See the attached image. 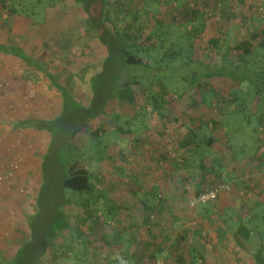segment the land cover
Returning a JSON list of instances; mask_svg holds the SVG:
<instances>
[{
    "label": "rangeland",
    "instance_id": "374dc122",
    "mask_svg": "<svg viewBox=\"0 0 264 264\" xmlns=\"http://www.w3.org/2000/svg\"><path fill=\"white\" fill-rule=\"evenodd\" d=\"M109 2L111 26L130 25L132 34L144 27L145 36H154L147 40L156 44L152 59L181 66L159 71L152 91L145 82L134 84L137 100L114 96L106 113L78 137L82 163L106 197L94 203L90 194L67 191L71 203L62 212L70 227L55 239L43 264H172L179 254L187 264H255L233 234L241 220L264 211V0ZM85 19L74 0H0V41L22 46L88 106L90 75L100 70L106 51ZM244 39L250 40L248 54L234 48L226 55ZM190 58L195 62L188 63ZM199 62L211 65L205 72L213 77L200 76ZM222 62L237 67L238 77H218L223 68L213 65ZM62 102L42 70L0 53V175L17 166L0 184L5 257L31 236L28 217L37 211L42 159L51 140L47 130L26 122L60 115ZM76 118L74 112L73 124ZM61 119L66 124L70 116ZM190 129L202 137L197 150L182 146ZM215 184L228 188L213 202L190 205L198 189ZM57 190L54 180L42 190L37 223L45 224L62 203ZM260 240L253 232L243 242L253 251ZM143 245L155 258L148 253L149 259L137 262L129 251Z\"/></svg>",
    "mask_w": 264,
    "mask_h": 264
},
{
    "label": "trees",
    "instance_id": "16d2710c",
    "mask_svg": "<svg viewBox=\"0 0 264 264\" xmlns=\"http://www.w3.org/2000/svg\"><path fill=\"white\" fill-rule=\"evenodd\" d=\"M74 1L81 5L86 15L85 25L87 31L96 34L106 51V56L100 70L94 71L90 75L92 101L88 106L81 104L73 95L71 89L59 81L56 74L46 68V65L34 57V55L26 52L22 46L9 45L0 41V53L14 55L29 65H33L42 70L60 92L63 100L60 115L51 119H34L33 121L29 120L26 122V125L28 124L37 129L47 130L51 137L49 147L42 159L43 184L37 196V211L28 217L31 230L30 238L18 246L12 257H5L0 254V264H43V259L48 255L49 250H52L55 239L65 228L70 227L66 213L62 212L66 204L71 203V199L67 195L68 190L72 191L73 194H90L94 198V203H97L101 197H106L102 189L97 190L94 182V174L82 163V158L85 153L77 143L78 137L89 128V122L92 119L106 113L108 103L114 96L120 100H129L131 102L137 100L138 97L133 89L134 84L145 82L147 89L152 91L153 82L162 76L159 74V71L165 68H179L181 66V64L163 65L164 59H160L159 64H157L155 62L156 60L152 59L153 57L149 55V51H153L156 48V44L152 45L147 43V40L152 39L154 36L153 34L145 36L143 32L144 27L137 28V32L132 34L128 31L130 25L122 29L117 26H111L110 10L108 8L111 4L109 2L110 0ZM18 12L19 9L17 7L12 8V14ZM251 38H254V36H251ZM156 40L162 46L165 44V40L159 38V36H157ZM213 41L214 43L218 42L217 39H213ZM234 48L240 51L241 54L244 53L246 55L250 52V40L244 39L241 43L232 47L230 46L226 51V55L230 54ZM191 59L188 63L195 62ZM198 64H200V67H203L200 70V76L202 75L204 78L213 77V73L206 75L205 72L208 71L206 67L211 66L209 63L199 62ZM213 66H221L223 68L222 72H218V77H238V68H235L232 64L222 62ZM227 67L229 68L228 72L226 71ZM244 78L248 79L250 77ZM222 109L224 110V108ZM222 109L220 110L221 112L223 111ZM74 112L78 116L76 119L80 120L73 124ZM64 114L70 116L66 124L61 123V117ZM261 120L263 121L262 117H260ZM188 137L182 143V146L194 147L197 150L200 147V142H202V137L193 129L189 130ZM207 141L208 144H212L213 138H209ZM105 151V148L101 149L97 158H104ZM53 180L55 183L57 182L59 186L57 193L63 197V200L61 204L56 205L54 207L55 209L49 213L46 223L41 225L37 223L38 202L44 187L48 183L53 182ZM203 190L204 188L202 190L198 189L197 194ZM82 203L85 206L90 205L87 199ZM252 209H256V207L254 206ZM254 216L258 219L257 221H255ZM149 219L148 216L146 220L148 221ZM250 223H254L255 225L254 227L252 226V229L248 227ZM253 232L257 233L261 240L252 251L245 246L243 240H251ZM233 235L239 246L251 253L255 264H264V211H255L247 223L241 220L238 229ZM123 236L124 234H121L119 238ZM104 240L106 243H111L105 237ZM177 243L179 247L182 246V248L184 247L186 249V245H180L179 241L176 242V245ZM148 249L149 246L144 247V245L139 247V249L135 247L134 251L138 252L132 253L129 251V255L133 259L137 258V262H141L143 259H149L148 253L149 255L152 254L151 259L152 257L155 258V253L151 251L150 254ZM159 249L163 251V248ZM178 257L176 262L187 264L183 262L184 257L182 254H179ZM168 261L169 259H167ZM162 262L165 263L164 261Z\"/></svg>",
    "mask_w": 264,
    "mask_h": 264
},
{
    "label": "built area",
    "instance_id": "2783aa9c",
    "mask_svg": "<svg viewBox=\"0 0 264 264\" xmlns=\"http://www.w3.org/2000/svg\"><path fill=\"white\" fill-rule=\"evenodd\" d=\"M16 168L17 166L15 165L13 170H7L4 174L0 175V184L12 178L13 171ZM227 188L228 187L226 186V184H215L210 187H207L202 192L193 196L190 199V205L197 206L199 204H207L213 202L219 197L220 193Z\"/></svg>",
    "mask_w": 264,
    "mask_h": 264
},
{
    "label": "crops",
    "instance_id": "0c3cea01",
    "mask_svg": "<svg viewBox=\"0 0 264 264\" xmlns=\"http://www.w3.org/2000/svg\"><path fill=\"white\" fill-rule=\"evenodd\" d=\"M2 154H5V151L2 152ZM4 159V156L2 155L1 156V159H0V162ZM168 263H170V260L168 261ZM178 263V262H177ZM172 264H176V261L175 262H172Z\"/></svg>",
    "mask_w": 264,
    "mask_h": 264
}]
</instances>
